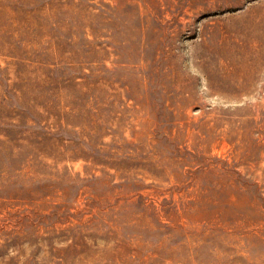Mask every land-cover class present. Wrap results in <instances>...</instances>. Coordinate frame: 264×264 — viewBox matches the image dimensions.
<instances>
[{"label": "rangeland", "instance_id": "rangeland-1", "mask_svg": "<svg viewBox=\"0 0 264 264\" xmlns=\"http://www.w3.org/2000/svg\"><path fill=\"white\" fill-rule=\"evenodd\" d=\"M0 264H264V0H0Z\"/></svg>", "mask_w": 264, "mask_h": 264}]
</instances>
